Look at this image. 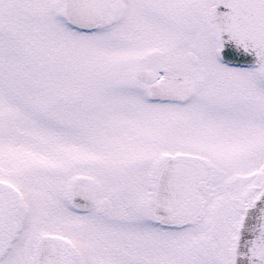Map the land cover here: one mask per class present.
I'll use <instances>...</instances> for the list:
<instances>
[{
	"label": "snow or ice",
	"instance_id": "6c2138e0",
	"mask_svg": "<svg viewBox=\"0 0 264 264\" xmlns=\"http://www.w3.org/2000/svg\"><path fill=\"white\" fill-rule=\"evenodd\" d=\"M0 264H264V0H0Z\"/></svg>",
	"mask_w": 264,
	"mask_h": 264
}]
</instances>
